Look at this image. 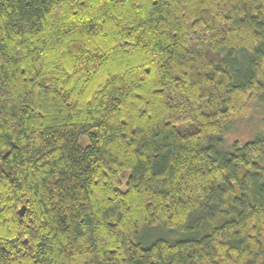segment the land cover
<instances>
[{
	"label": "trees",
	"instance_id": "obj_1",
	"mask_svg": "<svg viewBox=\"0 0 264 264\" xmlns=\"http://www.w3.org/2000/svg\"><path fill=\"white\" fill-rule=\"evenodd\" d=\"M260 103L264 0H0V264H264Z\"/></svg>",
	"mask_w": 264,
	"mask_h": 264
},
{
	"label": "rangeland",
	"instance_id": "obj_2",
	"mask_svg": "<svg viewBox=\"0 0 264 264\" xmlns=\"http://www.w3.org/2000/svg\"><path fill=\"white\" fill-rule=\"evenodd\" d=\"M261 133H264V103L257 104L255 110L247 120L231 125L224 132L223 148H228L234 142H238L239 145H242ZM124 173H127L123 175L126 177L129 172ZM153 236H157V233L155 235L151 234L150 237Z\"/></svg>",
	"mask_w": 264,
	"mask_h": 264
},
{
	"label": "water",
	"instance_id": "obj_3",
	"mask_svg": "<svg viewBox=\"0 0 264 264\" xmlns=\"http://www.w3.org/2000/svg\"><path fill=\"white\" fill-rule=\"evenodd\" d=\"M23 211H24V207H22V208L18 211V213H19L20 216H22Z\"/></svg>",
	"mask_w": 264,
	"mask_h": 264
}]
</instances>
